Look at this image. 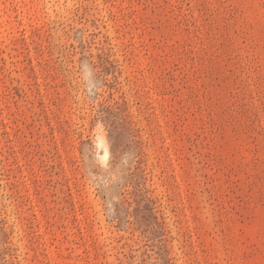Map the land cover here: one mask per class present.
<instances>
[{
	"label": "rangeland",
	"instance_id": "1",
	"mask_svg": "<svg viewBox=\"0 0 264 264\" xmlns=\"http://www.w3.org/2000/svg\"><path fill=\"white\" fill-rule=\"evenodd\" d=\"M0 264H264V0H0Z\"/></svg>",
	"mask_w": 264,
	"mask_h": 264
}]
</instances>
